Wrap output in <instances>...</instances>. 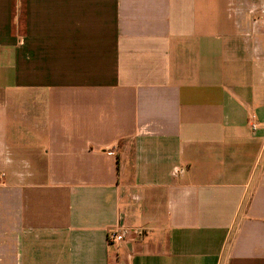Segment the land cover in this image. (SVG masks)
<instances>
[{"label":"crops","instance_id":"obj_1","mask_svg":"<svg viewBox=\"0 0 264 264\" xmlns=\"http://www.w3.org/2000/svg\"><path fill=\"white\" fill-rule=\"evenodd\" d=\"M0 264H264V0H0Z\"/></svg>","mask_w":264,"mask_h":264},{"label":"built area","instance_id":"obj_2","mask_svg":"<svg viewBox=\"0 0 264 264\" xmlns=\"http://www.w3.org/2000/svg\"><path fill=\"white\" fill-rule=\"evenodd\" d=\"M249 125L252 130L257 129V123L254 121V116L251 114L249 116ZM126 238V231H113L110 232L108 235V241L110 244H118L125 240Z\"/></svg>","mask_w":264,"mask_h":264}]
</instances>
